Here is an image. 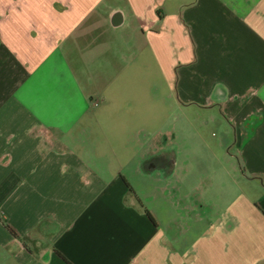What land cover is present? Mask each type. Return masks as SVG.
Returning <instances> with one entry per match:
<instances>
[{"label": "crops", "instance_id": "1", "mask_svg": "<svg viewBox=\"0 0 264 264\" xmlns=\"http://www.w3.org/2000/svg\"><path fill=\"white\" fill-rule=\"evenodd\" d=\"M155 68L182 119L225 115L248 184L204 230L180 204L191 235L122 172L136 150L107 175L109 133L146 121ZM146 152V169L169 161ZM67 261L264 264V0H0V264Z\"/></svg>", "mask_w": 264, "mask_h": 264}, {"label": "rangeland", "instance_id": "2", "mask_svg": "<svg viewBox=\"0 0 264 264\" xmlns=\"http://www.w3.org/2000/svg\"><path fill=\"white\" fill-rule=\"evenodd\" d=\"M154 75V83L148 87L153 93V99L149 107L152 109H147L146 121L139 118L136 123H131L128 131H122L128 134L119 136L109 133L108 140L113 142L106 145L107 175L120 164L117 158L124 161L127 153L136 150L139 156L135 163L126 166L122 162V172L130 170L131 176L128 172L127 178L133 180L135 177L138 182L147 176L149 184H152V195H148L151 197L150 206H153L154 211L157 210L161 219L169 222L170 232L180 226L186 227L191 235L194 233L190 228L193 219L185 220V217H181L180 204L183 206L188 201L191 206L195 205L196 215L202 219L204 230L206 222L219 218L221 210L231 198L244 192L248 184L241 175L236 157L231 155L238 153L225 115L221 112L194 114L187 110L182 119L183 116L176 109L178 102L173 95L174 82L170 86L171 97L166 103L165 97H161L166 91L165 82L157 80L156 76L159 75L156 68ZM133 92L136 95L133 98L138 99V106H142L139 103L144 101L143 91L137 89ZM204 116H208L206 122L201 121ZM146 150L147 155H153L154 159L165 158L169 161H155L154 167L146 169L140 156ZM259 181L257 177L251 178L249 188L257 189L261 185H256ZM162 197L164 202L160 200Z\"/></svg>", "mask_w": 264, "mask_h": 264}, {"label": "trees", "instance_id": "3", "mask_svg": "<svg viewBox=\"0 0 264 264\" xmlns=\"http://www.w3.org/2000/svg\"><path fill=\"white\" fill-rule=\"evenodd\" d=\"M146 213L148 214V216H150V214L148 213V211L146 210ZM151 217V216H150ZM3 225L5 226V228H7L12 234H14L15 236L18 235V233L15 231V229L13 228V226H11V224L7 221H3ZM62 258H64L60 253H58ZM65 259V258H64ZM68 262V261H67ZM69 263V262H68ZM71 264V263H69Z\"/></svg>", "mask_w": 264, "mask_h": 264}]
</instances>
